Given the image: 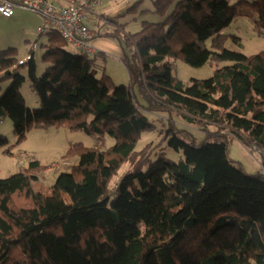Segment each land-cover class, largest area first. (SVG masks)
<instances>
[{"label":"trees","instance_id":"obj_1","mask_svg":"<svg viewBox=\"0 0 264 264\" xmlns=\"http://www.w3.org/2000/svg\"><path fill=\"white\" fill-rule=\"evenodd\" d=\"M153 2L166 17L143 21L130 35L136 45L130 82L151 96L149 109L181 114L206 137L198 141L169 124L164 137L183 158L151 159L150 149L135 151L139 134L155 125L133 87L112 90L110 77L99 76L84 53L67 50L56 30H49L40 77L33 58L18 63L16 48L0 50V81L10 80L0 121L10 119L17 137L11 145L0 135L1 153L13 155L32 128L97 139L92 147L67 149L63 159L77 161L48 188L37 183L49 167L34 158L0 178V264H264V173H248L227 156L231 134L264 153V51L230 50L223 33L245 18L264 35V0ZM106 34L121 40L116 30ZM172 58L216 68L187 86L174 76ZM27 65L40 98L36 110L20 91ZM106 134L114 144L104 149ZM127 161L130 168L112 187Z\"/></svg>","mask_w":264,"mask_h":264},{"label":"rangeland","instance_id":"obj_2","mask_svg":"<svg viewBox=\"0 0 264 264\" xmlns=\"http://www.w3.org/2000/svg\"><path fill=\"white\" fill-rule=\"evenodd\" d=\"M153 1L102 0L96 10L103 13L107 19L109 18L112 24H104L102 28H97L96 25L91 27L93 38L90 40V46L96 53H84V55L88 61H91L92 68L98 70L99 76L103 72L110 77L112 90L119 85L133 87L136 100L141 105L144 115L154 123V128L139 134L135 151L140 152L148 148L151 159L163 153L168 159L179 161L183 158V152L168 146L169 140L164 137L163 129H166L169 124H175L177 127L187 129L198 141L206 137L205 132L189 124L181 114L149 109L151 96L146 90H141L138 84L132 85L129 72H127V64L133 61V55L136 52V45L130 35L140 31L143 21L160 22L166 17V15L153 11ZM15 12L16 14L12 18L0 15V50L16 48L18 63H27L33 58L36 65V76L40 77L48 66V63L43 59V54L53 34L49 30L42 33L38 31L39 27L45 25V19L40 14L27 10H16ZM19 13L21 16L15 20ZM113 30L120 34L121 40L114 35L106 34ZM223 33L228 35L225 46L230 50L240 51L245 55L264 51V35L259 34L253 24L245 18L235 20ZM65 48L76 54L83 53L75 45L67 42H65ZM172 61L174 76L187 86L191 84L192 79L210 78L216 68L214 64L210 65V63L200 67L192 66L182 58L174 60L172 58ZM21 73L26 77L20 90L24 101L28 108L36 110L40 107V98L31 88L28 65L23 67ZM9 84V79L0 81V96L3 95ZM12 126L13 123L10 119L0 121V135L5 136L11 145L17 141ZM211 129L214 130L215 127H211ZM96 140L94 136L83 131H70L62 127L32 128L27 132L24 141L14 146L13 155H5L0 152V178L19 172L23 167L28 166L30 160L34 158L39 160L40 164L49 167L37 183V186L43 185L48 188L55 183L58 174L69 171L73 162L77 161V157L63 159L67 149L75 143H82L87 148L92 147L96 144ZM228 142L227 156L234 165L241 166L248 173H264V153L260 149L246 139L241 141L233 134L228 136ZM113 144V137L108 134L104 135V149L113 146ZM129 163L130 161L125 162L112 177V187L130 168ZM58 166H62V168L56 169Z\"/></svg>","mask_w":264,"mask_h":264},{"label":"built area","instance_id":"obj_3","mask_svg":"<svg viewBox=\"0 0 264 264\" xmlns=\"http://www.w3.org/2000/svg\"><path fill=\"white\" fill-rule=\"evenodd\" d=\"M101 3L102 0H66V4L55 0H0V15L10 18L17 9L38 13L45 19V25L38 28L40 33L54 29L67 43L83 53L93 54L96 51L90 46L93 38L90 18ZM101 20L107 23V20ZM60 168L62 166L56 169Z\"/></svg>","mask_w":264,"mask_h":264},{"label":"crops","instance_id":"obj_4","mask_svg":"<svg viewBox=\"0 0 264 264\" xmlns=\"http://www.w3.org/2000/svg\"><path fill=\"white\" fill-rule=\"evenodd\" d=\"M55 1L60 2V3H63V4H66V0H55ZM17 10H22V9H17ZM15 14H16V12H15ZM15 14L13 16H15ZM20 16H21V14L19 13V15L15 18V20L19 19ZM12 17H10V18H12ZM102 18L105 21L107 20V23H103L102 20H101ZM90 19H91V23H90L91 27L96 25L97 28H102V26L104 24H106V25L107 24H112V22H110L109 19H107L106 17H104L103 13H101V12H96V14L95 15H92ZM75 163H76V161L73 162V164H75Z\"/></svg>","mask_w":264,"mask_h":264}]
</instances>
